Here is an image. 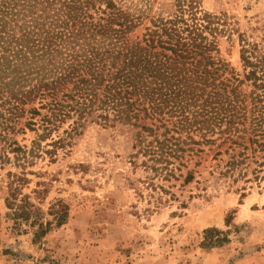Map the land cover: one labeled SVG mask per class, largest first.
Masks as SVG:
<instances>
[{
  "label": "trees",
  "instance_id": "16d2710c",
  "mask_svg": "<svg viewBox=\"0 0 264 264\" xmlns=\"http://www.w3.org/2000/svg\"><path fill=\"white\" fill-rule=\"evenodd\" d=\"M131 3L0 0V168L30 164L66 120L72 119L68 134L76 135L88 119L105 128L119 123L135 128L145 118L172 126L143 149L152 161L168 166L170 158H180V144L187 141L167 135L185 134L193 146L240 147L224 164L223 175L240 169L238 176L242 170L246 176L252 165V180L264 182V39L254 42L238 34L240 78L218 57L219 38H230L233 28L223 16L204 10L201 0H174V11L150 18L134 40L129 37L148 10ZM25 129L36 134L28 150L15 138ZM61 144V138H51L49 146ZM24 176L8 173L5 206L16 227L29 222L36 227L34 236L43 237L51 222L23 201L27 196L18 200ZM192 178L188 173L185 181ZM239 190L243 199L245 190ZM49 215L61 226L68 208L58 201ZM227 242L217 228L203 231L204 249Z\"/></svg>",
  "mask_w": 264,
  "mask_h": 264
},
{
  "label": "rangeland",
  "instance_id": "374dc122",
  "mask_svg": "<svg viewBox=\"0 0 264 264\" xmlns=\"http://www.w3.org/2000/svg\"><path fill=\"white\" fill-rule=\"evenodd\" d=\"M126 1L148 10L130 40L141 38L150 18L175 9L174 0ZM201 7L233 28L230 38H219L218 57L242 78L238 34L264 39V0H201ZM242 90L248 93L249 87ZM89 120L76 135L68 134L72 119L66 120L30 164L0 168V264H264V182L252 180V165L246 176L245 170L238 176L240 169L223 175L240 147L193 146L185 134L170 132L167 136L187 143L180 144V158H170L166 166L143 149L154 137L162 139L170 121L140 118L135 128L121 123L105 128ZM15 138L28 150L36 134L25 129ZM51 138L62 144L53 150ZM8 173L25 174L18 200L27 196L23 201L51 222L45 236L36 238L29 222L16 227L4 202ZM188 173L193 178L186 182ZM58 201L68 208L61 226L49 215ZM213 227L228 242L204 249L203 231Z\"/></svg>",
  "mask_w": 264,
  "mask_h": 264
}]
</instances>
